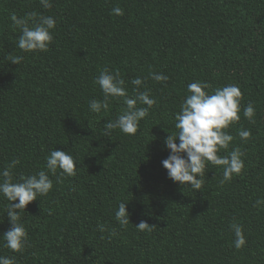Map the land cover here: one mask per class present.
<instances>
[{"label":"trees","instance_id":"16d2710c","mask_svg":"<svg viewBox=\"0 0 264 264\" xmlns=\"http://www.w3.org/2000/svg\"><path fill=\"white\" fill-rule=\"evenodd\" d=\"M51 2L45 9L39 0H0V170L18 160L15 182L46 170L52 150L68 152L78 169L72 177L49 173L53 189L21 213L29 239L23 253L3 247L11 225L0 196V255L17 264H264V205L254 207L264 199V0ZM115 7L124 15H114ZM30 12L56 20L47 52L17 46L21 33L10 17ZM16 56L19 65L11 63ZM105 67L120 73L130 95L140 77L139 90L157 101L135 135H103L125 109L122 98L100 114L89 110L103 99L94 80ZM194 81L235 84L243 94L241 119L227 131L234 137L228 151L239 147L245 167L222 184L223 169L209 164L200 190L174 183L162 167L164 141ZM248 103L254 122L243 116ZM244 129L246 142L238 136ZM121 202L130 213L125 227L114 216ZM141 220L153 230L138 231ZM233 222L247 241L241 249Z\"/></svg>","mask_w":264,"mask_h":264},{"label":"clouds","instance_id":"9594fccd","mask_svg":"<svg viewBox=\"0 0 264 264\" xmlns=\"http://www.w3.org/2000/svg\"><path fill=\"white\" fill-rule=\"evenodd\" d=\"M45 9L52 7L51 0H39ZM116 16H123L124 11L120 7L112 9ZM13 25L20 31L17 46L25 53L47 52L49 45L53 42V30L56 20L52 16L40 15L30 12L23 17L12 14L10 17ZM22 56L12 57L11 63L19 65ZM151 79L156 82H166L168 77L164 74H150ZM94 83L97 84L103 99H93L89 102V110L100 114L110 107V100L122 98L126 106L120 115L114 120H108L103 126L104 136H109L113 130L119 129L122 133L135 135L141 120L148 117L157 101L150 92L140 91L144 81L137 77L131 80L133 94H129L124 79L118 71H110L103 68ZM242 92L238 85L228 84L223 87L213 88L207 82L194 81L187 85V93L180 105L179 111L175 113V132L168 134L164 144L169 155L162 161V167L167 172V177L183 188L191 187L200 190L205 183V174L208 165L219 166L223 169L222 184L230 181L234 175H240L244 169V153L239 147H233L228 151L234 140L233 135L227 129L241 119ZM256 114L252 103L243 108V116L254 122ZM238 136L247 141L250 130H238ZM178 141V143H177ZM221 150L227 151V155H219ZM46 170H40L35 174L20 176L19 180L13 181L12 169L19 163L12 160L10 164L0 170V196L9 203L5 205L6 214L11 225L10 229L3 235V247L10 249L13 253H23L29 243L27 229L25 228L21 213L27 205L37 200L38 197L47 196L53 189V181L49 173L55 175L60 170V176L72 177L78 169L77 161L68 152L52 150L46 156ZM18 201V203H13ZM128 203V202H127ZM127 203L121 202L115 211V220L121 227L129 225L130 213L126 210ZM264 205V199H257L254 207ZM99 231L105 232L104 225L97 226ZM234 231V247L241 249L247 243L240 224L233 222L230 225ZM141 232H151L154 226L147 221L141 220L135 227ZM113 229L109 233V239L115 236ZM0 264H17L15 256L0 255Z\"/></svg>","mask_w":264,"mask_h":264}]
</instances>
